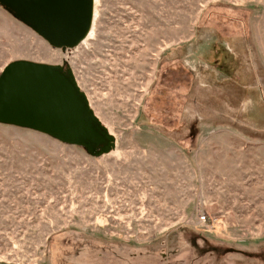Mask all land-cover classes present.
I'll return each mask as SVG.
<instances>
[{
    "label": "rangeland",
    "instance_id": "374dc122",
    "mask_svg": "<svg viewBox=\"0 0 264 264\" xmlns=\"http://www.w3.org/2000/svg\"><path fill=\"white\" fill-rule=\"evenodd\" d=\"M92 25L60 50L0 8V73L68 66L115 139L94 158L0 124V264H264V128L180 132L191 80L170 61L201 34L264 79V0H94Z\"/></svg>",
    "mask_w": 264,
    "mask_h": 264
},
{
    "label": "water",
    "instance_id": "95a60500",
    "mask_svg": "<svg viewBox=\"0 0 264 264\" xmlns=\"http://www.w3.org/2000/svg\"><path fill=\"white\" fill-rule=\"evenodd\" d=\"M0 8L51 47L75 48L93 21L94 0H0ZM0 73V124L83 148L94 158L115 139L94 115L68 66L13 61Z\"/></svg>",
    "mask_w": 264,
    "mask_h": 264
},
{
    "label": "trees",
    "instance_id": "16d2710c",
    "mask_svg": "<svg viewBox=\"0 0 264 264\" xmlns=\"http://www.w3.org/2000/svg\"><path fill=\"white\" fill-rule=\"evenodd\" d=\"M213 43L215 41L209 40L206 35L197 34L194 41L179 46L178 58L172 55L170 61L177 64L191 80L188 94L184 96L186 99L180 112L183 117L178 129L186 131L188 124L195 129L204 116L214 117L216 122H221V119L229 122L236 130L264 128V84L260 83L264 79L259 78L260 72L253 59L245 57L242 62L243 57L239 58L226 45L220 46L221 54ZM242 69L250 76L248 83L245 80L242 83L236 77ZM253 78L258 82L257 86ZM231 88L238 89L240 96L229 97L227 90ZM204 95H208V100L204 99Z\"/></svg>",
    "mask_w": 264,
    "mask_h": 264
},
{
    "label": "built area",
    "instance_id": "2783aa9c",
    "mask_svg": "<svg viewBox=\"0 0 264 264\" xmlns=\"http://www.w3.org/2000/svg\"><path fill=\"white\" fill-rule=\"evenodd\" d=\"M200 220H201L202 223H205L206 222V219H205L204 216L200 217Z\"/></svg>",
    "mask_w": 264,
    "mask_h": 264
},
{
    "label": "crops",
    "instance_id": "0c3cea01",
    "mask_svg": "<svg viewBox=\"0 0 264 264\" xmlns=\"http://www.w3.org/2000/svg\"><path fill=\"white\" fill-rule=\"evenodd\" d=\"M205 119L208 120V117L204 116L203 118H200L199 120L201 121V120H205Z\"/></svg>",
    "mask_w": 264,
    "mask_h": 264
},
{
    "label": "bare ground",
    "instance_id": "6f19581e",
    "mask_svg": "<svg viewBox=\"0 0 264 264\" xmlns=\"http://www.w3.org/2000/svg\"><path fill=\"white\" fill-rule=\"evenodd\" d=\"M90 33V32H89Z\"/></svg>",
    "mask_w": 264,
    "mask_h": 264
}]
</instances>
